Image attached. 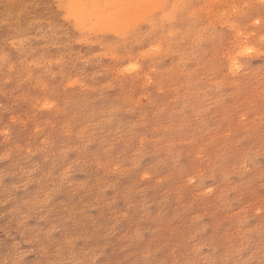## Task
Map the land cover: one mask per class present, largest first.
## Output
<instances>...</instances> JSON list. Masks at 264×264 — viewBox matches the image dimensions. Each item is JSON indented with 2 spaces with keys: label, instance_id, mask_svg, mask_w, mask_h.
Segmentation results:
<instances>
[{
  "label": "rangeland",
  "instance_id": "rangeland-1",
  "mask_svg": "<svg viewBox=\"0 0 264 264\" xmlns=\"http://www.w3.org/2000/svg\"><path fill=\"white\" fill-rule=\"evenodd\" d=\"M54 3L0 0V264H264V0Z\"/></svg>",
  "mask_w": 264,
  "mask_h": 264
},
{
  "label": "bare ground",
  "instance_id": "bare-ground-1",
  "mask_svg": "<svg viewBox=\"0 0 264 264\" xmlns=\"http://www.w3.org/2000/svg\"><path fill=\"white\" fill-rule=\"evenodd\" d=\"M112 1V0H111ZM144 1V0H143ZM166 1V0H165ZM109 2V1H108ZM112 3V2H111ZM74 3H73V0H55V3H54V5H56L57 7H56V9H58L61 13H60V15L62 16V18H61V21H63L64 23L66 22V21H69L68 19H70V20H72V23H73V25H72V28L73 29H75V31H77L76 30V28L77 29H79L78 31L79 32H76V33H74V32H72L71 31V33H73L74 35H71V36H77V37H75V38H79L80 40H82V41H90V40H97V39H101L102 40V38H99V37H102L103 35H105V36H114L115 34L116 35H119L118 37H121V39H126L127 40V38L128 37H130V34H127V35H129V36H126V34H122V33H124L123 32V30H122V33L121 34H119L120 32V30L122 29V28H124V27H121L120 29H118V24L119 23H123V21L122 20H120V16L119 17H114L113 16V18H101V19H97L96 21H94V22H92V23H94V24H92L91 23V25L90 24H88V19L86 20V19H84L83 18V16H82V14H79V11H80V9H79V11H78V9H77V6L76 7H74V5H73ZM111 6V5H110ZM186 6V5H185ZM88 7V6H87ZM96 7V6H95ZM81 9H83L82 7H81ZM84 11H85V9H84ZM88 11V10H87ZM152 11V10H151ZM133 13V12H132ZM187 13V12H186ZM214 13V12H213ZM191 14V13H190ZM83 15H85V13L83 14ZM86 16V15H85ZM137 16V15H136ZM140 16V15H139ZM172 17V16H171ZM193 17V16H192ZM66 18H68V19H66ZM74 19V20H73ZM128 19V18H127ZM141 19V18H140ZM143 19V18H142ZM145 20H147V18H144ZM143 19V20H144ZM135 20V19H134ZM210 20H212V19H210ZM154 21V20H153ZM171 21V20H170ZM63 22H61V23H63ZM85 22L87 23V24H85ZM130 22V21H129ZM132 22V21H131ZM141 22V20H139V22L138 23H140ZM143 22H145V21H143ZM147 22V21H146ZM63 23V24H64ZM69 23H70V21H69ZM68 23V24H69ZM90 23V22H89ZM127 23H128V21H127ZM134 23V22H133ZM132 23V24H133ZM250 23V22H249ZM124 25H126V21L123 23ZM131 23H130V25H132ZM55 25H57V24H55ZM135 25H137L136 23H135ZM153 25V24H152ZM225 25H227V24H225ZM75 27V28H74ZM128 27H131V26H128ZM136 27V26H135ZM56 28V27H55ZM132 28H133V26H132ZM56 29H58V27L56 28ZM62 30V28H59V30ZM114 29V30H113ZM136 29V28H135ZM186 30V29H185ZM45 33H47V32H49L50 31V28L49 27H47L45 30ZM174 31V30H173ZM65 32V31H64ZM67 32V31H66ZM146 32V31H145ZM76 34V35H75ZM163 34V33H162ZM136 35V34H135ZM134 35V36H135ZM140 35V34H139ZM133 36V35H132ZM200 36V35H199ZM163 37V36H162ZM120 39V38H119ZM120 39V40H121ZM136 39V38H135ZM169 39V38H168ZM107 40V39H106ZM129 40H131L130 38H129ZM134 40V39H133ZM139 40H141V39H139ZM113 41V40H112ZM132 41V40H131ZM146 41V40H145ZM174 42V41H173ZM124 43V42H123ZM101 44H104V43H101ZM106 44V43H105ZM114 44V43H113ZM111 46H112V43L110 44ZM110 46V47H111ZM150 46H151V44H150ZM114 47V46H113ZM115 47H116V45H115ZM141 47V46H140ZM99 48H101V47H99ZM105 49H106V51L107 50H109V48L108 47H106V48H104V51H105ZM110 49H112V47L110 48ZM150 49H152V48H150ZM167 49V48H166ZM103 49H101V51H102ZM113 50V49H112ZM111 50V51H112ZM252 50H254L253 48H248L246 51L247 52H251ZM141 51V50H140ZM151 51V50H150ZM245 51V53H247ZM256 51H257V49H256ZM98 52V51H97ZM105 53H107L108 54V51L107 52H104L103 54H105ZM152 54V53H151ZM243 54H244V52H243ZM242 55V54H241ZM101 56V55H100ZM92 58H96V57H92ZM237 58V57H236ZM128 59V58H127ZM233 60H235V57H234V59ZM233 60H231V62L233 61ZM238 60V59H237ZM253 60V59H252ZM59 62V61H58ZM128 62H131L130 60L128 61ZM229 65H230V58H229ZM236 62V61H235ZM129 64V67L125 70V71H133V70H135V69H137V66H138V64H137V62L135 63V62H133V63H128ZM233 64V65H232ZM231 65L232 66H234L235 65V63H232ZM123 66H125V65H123ZM127 67V66H126ZM122 68V67H121ZM123 69V68H122ZM140 71V70H139ZM228 72V71H227ZM236 76V75H235ZM68 78V77H67ZM71 83V82H70Z\"/></svg>",
  "mask_w": 264,
  "mask_h": 264
}]
</instances>
